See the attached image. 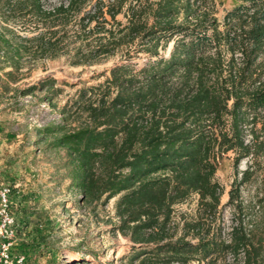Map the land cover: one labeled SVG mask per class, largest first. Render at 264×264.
<instances>
[{
	"label": "trees",
	"instance_id": "1",
	"mask_svg": "<svg viewBox=\"0 0 264 264\" xmlns=\"http://www.w3.org/2000/svg\"><path fill=\"white\" fill-rule=\"evenodd\" d=\"M126 1L95 0L92 12L80 15L87 0L49 9L41 0H0V95L41 90L50 103L59 90L52 78L11 85L25 59L55 57L67 47L72 20L74 64L134 45L144 62L112 65L60 108L59 122L36 128L35 141L59 156L82 204L115 199L116 229L132 242L131 263L225 264L230 255L240 264H264V181L245 206L239 199V187L264 158V0H233L221 18L216 0H136L120 27L116 16ZM112 21L115 29H106ZM32 23L41 30L31 36L16 28ZM168 43V53H160ZM230 153L235 169L245 158L250 164L238 172L228 202L238 214L252 208L256 215L239 217L228 240L204 233L200 219L183 224L195 241L176 236L174 206L192 194L203 214L215 215L223 189L214 174Z\"/></svg>",
	"mask_w": 264,
	"mask_h": 264
},
{
	"label": "rangeland",
	"instance_id": "2",
	"mask_svg": "<svg viewBox=\"0 0 264 264\" xmlns=\"http://www.w3.org/2000/svg\"><path fill=\"white\" fill-rule=\"evenodd\" d=\"M44 9L68 0H41ZM111 1V0H110ZM141 3L156 0H140ZM95 0H87L86 11L94 9ZM127 0L116 20L120 27L127 22L129 3ZM216 16L221 18L230 8L233 0H216ZM88 16V15H86ZM93 23L86 25L92 28ZM40 25L16 26L24 36H31L41 30ZM77 22L72 20L68 25L65 47L55 57H40L35 60L25 59L18 73L15 86L25 88L38 80L49 77L55 80L59 89L51 97H44L45 91L36 90L31 94H22L9 89L0 95V184H9L12 188L11 210L17 221V244L26 254V264H137L128 260L133 251L132 242L117 229L118 217L115 215L114 198L106 204L91 208L82 204L80 196L69 185L59 167V156L54 151H46L42 143H37L35 129L51 122L60 121V108L77 98L81 88L102 81L107 69L129 58L128 62L141 64L146 54L136 52L131 47H118L112 53L102 56L91 63L74 64L73 44L77 40L74 31ZM100 27H95L99 29ZM106 29H115V22L107 23ZM90 39L94 36L91 33ZM92 35V36H91ZM171 43L166 48L158 47L159 52L167 54ZM129 52L128 57L126 56ZM52 104V105H51ZM232 154L224 156L217 165L215 181L223 189L221 203L214 216L203 214L198 206V196L192 194L185 202L174 206L171 224L176 236L186 233V239H192V232L183 227L185 221L200 219L204 233H214L217 238L228 240L230 227L239 217L252 219L254 209H245L237 213L233 203L228 202V191L235 178L240 177L250 160H241L236 169L232 164ZM264 181V158L256 164L253 178L239 188L240 200L245 206L254 198L255 193ZM256 210V209H255ZM219 262H216L218 264ZM190 264H204L196 260ZM225 264H240L226 257Z\"/></svg>",
	"mask_w": 264,
	"mask_h": 264
},
{
	"label": "built area",
	"instance_id": "3",
	"mask_svg": "<svg viewBox=\"0 0 264 264\" xmlns=\"http://www.w3.org/2000/svg\"><path fill=\"white\" fill-rule=\"evenodd\" d=\"M11 194L9 184H0V264H26V254L18 249V224L11 210Z\"/></svg>",
	"mask_w": 264,
	"mask_h": 264
}]
</instances>
